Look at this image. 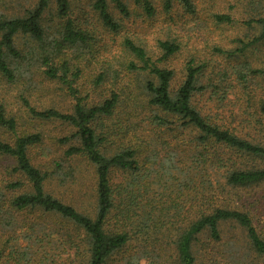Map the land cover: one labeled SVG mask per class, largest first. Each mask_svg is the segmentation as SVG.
<instances>
[{
  "label": "trees",
  "instance_id": "16d2710c",
  "mask_svg": "<svg viewBox=\"0 0 264 264\" xmlns=\"http://www.w3.org/2000/svg\"><path fill=\"white\" fill-rule=\"evenodd\" d=\"M178 1L186 14L195 13L192 0ZM113 2L124 17L129 16L127 4L121 0ZM134 2L148 16L154 15L151 0ZM50 3L51 0H37L23 16L0 15V75L11 82L31 76L35 69L43 67L47 78L65 86L74 101L72 112L37 109L27 99L23 101L33 120L59 121L73 128L57 142L66 146L65 157L83 158L93 167V209L85 213L46 191V183L56 170H61L62 159H52L54 169L50 171L35 165L30 155L34 148H39L43 156L49 153L42 146L43 134L22 131L17 135L15 119L7 116L0 105V128L15 136L11 143L0 139V156L14 163L0 187V229L5 232L0 240V256L6 250L2 251V246L13 241L7 254L14 264H108L121 253V263L117 264H167L168 259L161 253L147 249L148 245L165 239L174 253V264H202L207 259L213 261L219 252L242 264L263 258L264 236L249 211L240 209L236 202L241 199L240 191L264 183V140L246 138L237 127L213 121L194 104L197 94L202 95L205 90L201 74L207 61L191 55L183 64V79L173 91L174 70L158 62L169 60L179 50L175 40L159 39L157 47L162 53L157 62L148 55L145 46L136 44L131 37L122 40L119 51L126 58L118 66L127 62L128 69L146 71L153 76V80L145 83L147 104L153 107L147 119L166 138L176 140L179 151L174 157L177 159L173 157L170 161L165 170L168 177L162 183L165 189L168 181L177 183L183 196L182 202L175 201L176 212L171 213L165 200L161 206L155 198L152 201L150 191L156 171L141 162L136 147L119 146L112 154L101 150L106 137L99 135L97 124L101 117L113 114L119 104L118 94L111 92L90 106L83 103L85 97L78 86L83 69L76 51L90 48L93 39L72 17L70 0H54L58 22L53 35L47 39L42 19ZM108 3V0H93L91 7L103 27L117 33L121 24L113 17ZM249 4L253 13L242 24L254 34L250 38L234 39L237 46L227 54L247 52L258 56L259 61L218 63L217 74L223 85L213 87L212 93L217 96V90H223L221 98L228 90L236 91L241 86L239 93L250 108L247 111L239 107L242 113H232L230 118L240 119L237 124L240 129H255L259 125L264 131V0ZM172 6L173 0H163L162 9L169 16L166 26L169 28L174 21L169 14ZM214 20L226 25L236 23L227 13L215 14ZM19 34L30 37L35 46L27 52L20 50L15 44ZM107 70L91 81L95 88L105 83ZM112 72L118 74L117 70ZM229 104L236 103L229 101ZM112 173L121 175V181L113 183ZM33 213L39 215L31 220L28 215ZM168 215L172 220H167ZM228 224L236 232L224 240L223 226ZM141 235L145 238L139 239ZM133 238L142 241L141 249L129 253L127 249ZM53 250H59L62 255L52 253ZM112 263L110 260L109 264Z\"/></svg>",
  "mask_w": 264,
  "mask_h": 264
},
{
  "label": "rangeland",
  "instance_id": "374dc122",
  "mask_svg": "<svg viewBox=\"0 0 264 264\" xmlns=\"http://www.w3.org/2000/svg\"><path fill=\"white\" fill-rule=\"evenodd\" d=\"M36 1L0 0V15L5 17L23 16L27 10L34 7ZM92 1L70 0V3L72 17L77 20L82 28L88 30L93 39L90 48L76 51L79 54L80 67L83 69V77L78 81L79 89L85 97L83 103L90 106L99 103L111 92L118 94L119 104L113 114L109 117H101L97 124L99 135L106 137L101 150L107 151V154H112L119 146L130 145L136 147L139 150L141 162L156 171L153 173L156 178L150 191L152 201L155 198V201H160L157 202V205L161 206V202L165 200L170 212L175 213V201L182 202L183 196L179 193V187H176L177 183L172 184L173 181H168L167 189L162 183L168 177L165 170L170 161L176 153L178 155L179 150L176 149V140H173L172 137L166 138V135L161 133V130L154 128L147 119L148 115L153 112V107L147 104L148 97L145 91V83L147 80H153V76L148 75L146 71L128 69L125 66L127 62L118 66V63H123L126 58L119 54L122 40L131 37L136 44L145 46L148 55L156 62L161 59L162 53L157 47L159 39L175 40L179 44V50L169 60L158 62L161 66L174 70L175 77L171 84L173 91L179 87L184 75L183 64L191 55L196 56L197 59L207 61L203 74H201V83L205 86V90L202 95L197 94L194 104L202 114L209 115L213 121L237 127L238 132L245 135L246 138L253 137L263 141L264 131L260 130L261 126L256 125L255 129L253 127L240 129L237 126L240 119L230 118L232 113H242L238 111L239 107H242L241 110L247 109V111L250 108L246 106L248 103L244 104L245 98L239 93L241 86L236 87V91L231 92L228 90L221 98L219 96L223 95V90L218 89L217 96L212 93L213 87L223 85L217 74L218 63L222 65L226 61L231 63L250 62L252 59L259 61L258 56L247 52L243 55L228 56L227 54L237 46L234 39L237 37L250 38L254 34L253 30L242 24V21L249 18L250 14L253 13L252 5L249 4L253 0H192L195 13L189 15L185 13L178 0H173V6L169 12L174 19L171 28L166 27L169 23V16L162 9L163 0H151L155 8L153 16H148L134 0H121L129 7L130 14L128 17H124L118 11L113 0H108L110 12L121 24V28L117 33L110 32L109 29L103 27L96 11L91 7ZM50 5L49 10L44 13L42 19L47 39L53 35L58 22L55 17L54 0H51ZM217 13L232 15L236 19V23L226 25L216 22L214 15ZM15 44L25 52L35 46L30 37L23 34H19L15 38ZM217 48L223 50L217 51ZM118 54L119 58H117ZM112 55H115L114 59ZM101 61L103 62L101 63ZM42 69L44 68H37L31 76L11 82L0 75V105L3 106L7 116L15 119L17 135L22 131H40L43 134L42 146L49 153L43 156L40 154L39 148H34L30 155L35 165L50 171L54 169L51 160L62 159V168L59 171L56 170L54 176L46 183V191L63 202L85 211V213L91 212L95 188L93 167L83 158L65 157L64 150L66 146L57 142L59 137L68 135L73 131V128L59 121L42 123L33 120L26 112L27 109L23 101L26 99L37 109L56 108L63 112H72L73 110L74 101L67 94L65 86L58 80L47 78ZM105 69H108L105 83L95 88L91 81ZM113 70H117L118 74H114ZM229 101L236 103V106L230 105ZM240 104H243V106H240ZM14 138L13 133L0 128L1 140L11 143ZM165 138L167 142L164 141ZM174 159H177V157H174ZM13 165L12 160L0 156V187L3 185L2 179L9 177L7 173ZM158 176H161V178L157 179ZM121 179V175L112 173L111 180L113 183L119 182ZM239 194H241V199L236 202V206L249 211L259 233L264 236V183L244 189ZM178 195L180 197H177ZM242 201L244 203H241ZM183 208L185 209L186 206L184 205ZM36 215H39V213L30 214L28 218L33 220ZM170 219L172 220L168 215L167 220ZM235 232L236 230L232 225L223 226L224 240L229 235L235 234ZM4 233L0 229V240L4 238ZM142 236L144 235L139 236V239L145 238ZM139 239H132L129 249H127L129 253L141 249L139 243L142 241ZM10 242L11 245L13 241ZM166 244L165 239H160L159 243L148 245L147 249L152 253H161L168 259L167 264H174V253L171 246L169 247ZM10 245L4 244L2 246V251L6 250L0 256V264H14L13 258L7 254ZM134 245H136L135 248ZM54 252L56 255H62L59 250H53L52 253ZM121 256H123L122 253L112 257L110 259L113 262L112 264L121 263ZM212 260H204L202 264H242L241 261H238L239 263L233 262L228 255L222 252L216 253ZM248 261L245 264H264V257L252 263H248Z\"/></svg>",
  "mask_w": 264,
  "mask_h": 264
}]
</instances>
